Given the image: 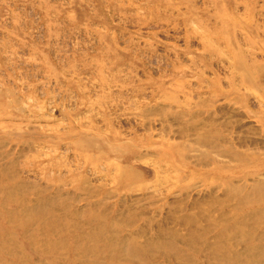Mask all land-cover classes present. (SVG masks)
<instances>
[{
	"label": "rangeland",
	"instance_id": "374dc122",
	"mask_svg": "<svg viewBox=\"0 0 264 264\" xmlns=\"http://www.w3.org/2000/svg\"><path fill=\"white\" fill-rule=\"evenodd\" d=\"M0 264H264V0H0Z\"/></svg>",
	"mask_w": 264,
	"mask_h": 264
}]
</instances>
